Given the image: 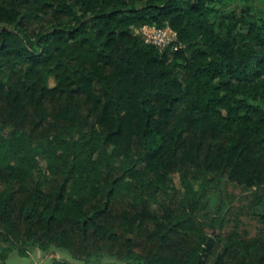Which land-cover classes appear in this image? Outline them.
<instances>
[{"label":"trees","instance_id":"16d2710c","mask_svg":"<svg viewBox=\"0 0 264 264\" xmlns=\"http://www.w3.org/2000/svg\"><path fill=\"white\" fill-rule=\"evenodd\" d=\"M227 182L252 188L253 234L205 226ZM31 246L264 264V0H0V258Z\"/></svg>","mask_w":264,"mask_h":264},{"label":"rangeland","instance_id":"374dc122","mask_svg":"<svg viewBox=\"0 0 264 264\" xmlns=\"http://www.w3.org/2000/svg\"><path fill=\"white\" fill-rule=\"evenodd\" d=\"M48 80L50 82L53 81L52 76H48ZM222 191V192H221ZM252 191V188L244 187L243 185H239L233 182H227V184H222L221 186H214L210 189L212 199L214 202H217L220 197L223 198V213L225 215V222L223 227L219 226V221L215 220L211 223L205 224V226L211 230H219V229H227L230 228L233 224L237 223L238 228L240 230H247L251 234L257 231L259 222L255 218V216L251 213L248 207V195ZM210 214H207L202 220L208 221L210 220ZM39 247L31 246L26 249V254H19L16 251L10 252L8 255L5 256V262L8 264H22L25 262L29 263L33 259L32 257L36 258L40 257L39 254ZM40 249V248H39ZM41 250V249H40ZM44 252L49 254L48 261L38 260L43 264H47L48 262H52V259L57 256L58 258L65 257L70 260L72 263L77 264H85L82 259L72 257L70 254L63 250H45ZM32 256V257H31Z\"/></svg>","mask_w":264,"mask_h":264},{"label":"built area","instance_id":"2783aa9c","mask_svg":"<svg viewBox=\"0 0 264 264\" xmlns=\"http://www.w3.org/2000/svg\"><path fill=\"white\" fill-rule=\"evenodd\" d=\"M135 31L140 38L149 43H153L159 47L171 44L176 39V32L168 24L157 26L154 24H142L135 27ZM34 264H43L36 262Z\"/></svg>","mask_w":264,"mask_h":264},{"label":"crops","instance_id":"0c3cea01","mask_svg":"<svg viewBox=\"0 0 264 264\" xmlns=\"http://www.w3.org/2000/svg\"><path fill=\"white\" fill-rule=\"evenodd\" d=\"M38 250L40 251L39 252V254H38V256H40V257H37V259L36 258H34V257H32L31 259H33L32 261H30L29 263H26V264H34V263H36V262H38V260L40 261V260H44V261H48V259H49V254L48 253H46V252H44L43 250H40L39 248H38ZM12 251H16V250H11L10 252H12ZM9 252V253H10ZM16 252H18V251H16ZM8 253V254H9ZM19 253V252H18ZM7 254V255H8ZM20 254V253H19ZM5 258V257H4ZM4 258H0V264H8L7 262H5L4 260ZM22 264H25V262L24 263H22Z\"/></svg>","mask_w":264,"mask_h":264}]
</instances>
